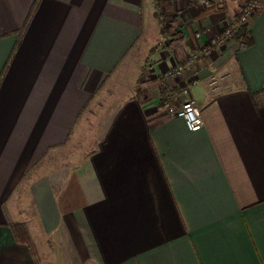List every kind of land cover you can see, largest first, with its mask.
I'll return each mask as SVG.
<instances>
[{
  "label": "crops",
  "instance_id": "0c3cea01",
  "mask_svg": "<svg viewBox=\"0 0 264 264\" xmlns=\"http://www.w3.org/2000/svg\"><path fill=\"white\" fill-rule=\"evenodd\" d=\"M245 1L0 0V264H264V0L167 74Z\"/></svg>",
  "mask_w": 264,
  "mask_h": 264
},
{
  "label": "built area",
  "instance_id": "2783aa9c",
  "mask_svg": "<svg viewBox=\"0 0 264 264\" xmlns=\"http://www.w3.org/2000/svg\"><path fill=\"white\" fill-rule=\"evenodd\" d=\"M260 2L261 0H246L243 2L242 9L240 14H238L239 17L236 23L229 25L224 29L221 35L214 36L210 41L201 46L199 50H194L192 54H189L185 65L178 63L174 68L169 70L167 74L170 76L178 75L184 72V68H186L189 64H192L200 59L201 56L210 54L213 47L223 46L225 44V40L234 37L239 27L248 26L252 15L260 8ZM190 88L191 84L188 83V85L182 89V95L184 96L182 102L176 104V106H166L164 108L165 114L171 116V118L181 117L185 121L189 130L200 131L205 125V120H203L204 117L197 99L190 95Z\"/></svg>",
  "mask_w": 264,
  "mask_h": 264
},
{
  "label": "trees",
  "instance_id": "16d2710c",
  "mask_svg": "<svg viewBox=\"0 0 264 264\" xmlns=\"http://www.w3.org/2000/svg\"><path fill=\"white\" fill-rule=\"evenodd\" d=\"M200 0H190V4H197ZM253 43L252 38H247L243 41L242 46L243 47H249ZM10 229L13 231L14 236L16 237V241L22 242L23 244H26L30 250L31 254L36 259V263L38 261V255H37V248L35 242H33V238L31 236V233L29 229L26 228V225L22 224L21 222H15L10 225Z\"/></svg>",
  "mask_w": 264,
  "mask_h": 264
}]
</instances>
